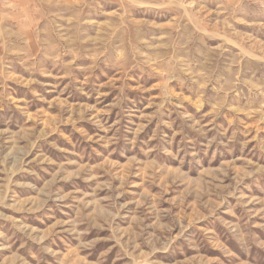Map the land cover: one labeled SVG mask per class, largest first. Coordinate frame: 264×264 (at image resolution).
I'll list each match as a JSON object with an SVG mask.
<instances>
[{
    "label": "rangeland",
    "instance_id": "1",
    "mask_svg": "<svg viewBox=\"0 0 264 264\" xmlns=\"http://www.w3.org/2000/svg\"><path fill=\"white\" fill-rule=\"evenodd\" d=\"M0 264H264V0H0Z\"/></svg>",
    "mask_w": 264,
    "mask_h": 264
}]
</instances>
